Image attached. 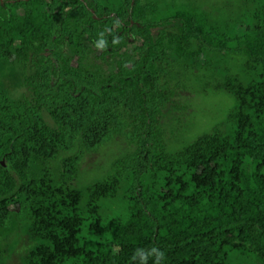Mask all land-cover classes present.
Here are the masks:
<instances>
[{"label":"trees","instance_id":"obj_1","mask_svg":"<svg viewBox=\"0 0 264 264\" xmlns=\"http://www.w3.org/2000/svg\"><path fill=\"white\" fill-rule=\"evenodd\" d=\"M234 55L250 79L213 88L234 108L167 151L183 73ZM0 63V230L23 222L22 264H264V0H0Z\"/></svg>","mask_w":264,"mask_h":264},{"label":"rangeland","instance_id":"obj_2","mask_svg":"<svg viewBox=\"0 0 264 264\" xmlns=\"http://www.w3.org/2000/svg\"><path fill=\"white\" fill-rule=\"evenodd\" d=\"M243 63L242 56L234 55L220 64L217 74L212 69L205 70V72L195 69L183 73L187 82L184 85L185 91L180 92L178 100L181 104L186 103L189 106L182 112L185 116L184 122L180 123L178 127L166 128L167 151L174 153L181 150L188 143H192L198 135L212 131L215 125L226 119L236 102L231 96L215 91L213 88L222 81V77L227 72L232 76L237 75L247 82L250 76L243 72ZM13 71L10 66L0 67V77L5 73L12 77L9 80L12 90L16 85L15 78L12 76V74L14 75ZM19 92L21 90H18L14 96H17ZM120 140L126 139L123 136L113 137L111 142L109 141L100 148V153L97 156L99 159L91 161L87 165L88 168L79 171L74 182L78 190L85 192L89 185L102 181L113 172L112 161L126 152L127 145H124ZM52 165L50 163L48 166ZM121 205L119 200L113 201L108 207L109 209H103L102 214L108 217L114 216L121 209ZM24 228L22 221L15 220L5 230H0V264H22V257L36 245L35 242H29Z\"/></svg>","mask_w":264,"mask_h":264},{"label":"water","instance_id":"obj_3","mask_svg":"<svg viewBox=\"0 0 264 264\" xmlns=\"http://www.w3.org/2000/svg\"><path fill=\"white\" fill-rule=\"evenodd\" d=\"M2 1V0H1Z\"/></svg>","mask_w":264,"mask_h":264}]
</instances>
